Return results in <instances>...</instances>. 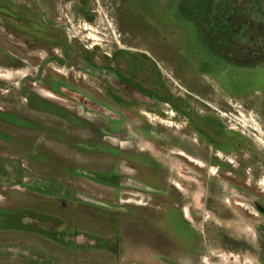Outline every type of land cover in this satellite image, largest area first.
<instances>
[{
  "label": "rangeland",
  "instance_id": "rangeland-1",
  "mask_svg": "<svg viewBox=\"0 0 264 264\" xmlns=\"http://www.w3.org/2000/svg\"><path fill=\"white\" fill-rule=\"evenodd\" d=\"M57 5L75 84L112 109L22 83L0 8V118L23 126L0 121V264H264V0ZM79 51L137 56L152 96L102 98Z\"/></svg>",
  "mask_w": 264,
  "mask_h": 264
},
{
  "label": "flooded vegetation",
  "instance_id": "flooded-vegetation-1",
  "mask_svg": "<svg viewBox=\"0 0 264 264\" xmlns=\"http://www.w3.org/2000/svg\"><path fill=\"white\" fill-rule=\"evenodd\" d=\"M58 0H20L17 10L10 4V0H3L0 8L4 13L5 32L7 37L16 35L20 39V61L24 65L33 64L36 68V76H25L22 83L30 82L40 87L43 96L66 97L68 99H80L91 104L99 105L104 111L111 112L112 107L105 102L97 103V97L92 92H85L83 86H78L74 82L73 71L75 70V50L72 39L69 35V29L60 23L58 15ZM15 18H12V17ZM79 51L77 57L82 59L84 67L81 72L87 73L90 79H96L100 83L99 93L102 98L115 100L117 107L122 106L123 101H133L136 95H143L146 98L152 96L153 81L146 83V89L137 81L140 72L144 69L139 68L137 56L124 51H117L114 55L106 54V58L100 64L90 59H85ZM45 55V57H43ZM142 64L150 60L147 55H141ZM68 70L66 74L61 75L58 69ZM149 80V78H148ZM40 100V99H39ZM0 109V117L4 114ZM118 113H115V115ZM15 121L16 115L9 114ZM1 122L10 128L11 131H21L23 126H19L11 120L0 118ZM25 130V129H24ZM11 140H17L10 135ZM185 149H183L184 151ZM191 157L204 160L200 151H186ZM207 162V160H206ZM213 190L212 187L209 191ZM249 193L251 190L245 189ZM247 193V194H249ZM264 210V205H261Z\"/></svg>",
  "mask_w": 264,
  "mask_h": 264
}]
</instances>
